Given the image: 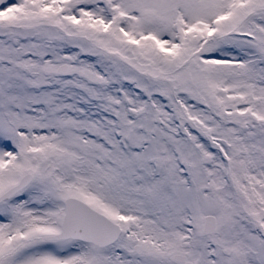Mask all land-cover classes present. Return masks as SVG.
Returning a JSON list of instances; mask_svg holds the SVG:
<instances>
[{"label":"snow or ice","instance_id":"1","mask_svg":"<svg viewBox=\"0 0 264 264\" xmlns=\"http://www.w3.org/2000/svg\"><path fill=\"white\" fill-rule=\"evenodd\" d=\"M0 264H264V0H0Z\"/></svg>","mask_w":264,"mask_h":264}]
</instances>
